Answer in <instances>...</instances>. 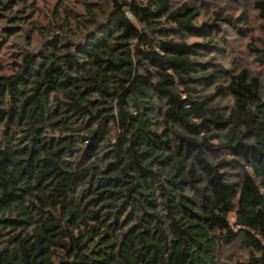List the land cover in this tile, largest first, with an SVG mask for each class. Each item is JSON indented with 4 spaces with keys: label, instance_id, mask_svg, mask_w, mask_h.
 <instances>
[{
    "label": "trees",
    "instance_id": "obj_1",
    "mask_svg": "<svg viewBox=\"0 0 264 264\" xmlns=\"http://www.w3.org/2000/svg\"><path fill=\"white\" fill-rule=\"evenodd\" d=\"M35 11L0 0V264H264V75L217 58L242 17L191 0ZM248 47L264 69V39Z\"/></svg>",
    "mask_w": 264,
    "mask_h": 264
},
{
    "label": "rangeland",
    "instance_id": "obj_2",
    "mask_svg": "<svg viewBox=\"0 0 264 264\" xmlns=\"http://www.w3.org/2000/svg\"><path fill=\"white\" fill-rule=\"evenodd\" d=\"M94 0H89L93 2ZM145 3L147 0H138ZM176 2H182L183 0H175ZM196 1L200 10L207 11L220 10L225 14L233 13L235 17L241 18V21H245V28L242 29L243 35L238 34L230 27L225 25L222 26L224 44L226 50L224 54L219 55L218 61L222 63L228 70H238L242 67L247 68L253 74L264 75V69L260 67L259 63L256 62L257 52H253L249 47L248 43L251 42L252 38L264 39V31L262 29L263 21L257 15L256 10L251 6V0H191ZM29 2L35 5V16L34 19L42 25H46L48 20L51 18V13L56 4V0H29ZM69 8L74 11L82 10L76 2H68ZM207 19V13L202 17ZM244 27V26H243ZM35 41V40H34ZM37 44V43H35ZM34 44V45H35ZM258 45V43H254ZM12 48L3 50L1 54V60L5 63L9 62L14 55ZM230 224L234 222V216L231 215ZM242 250H239V246L235 245L228 250V253H232L235 256H243Z\"/></svg>",
    "mask_w": 264,
    "mask_h": 264
}]
</instances>
